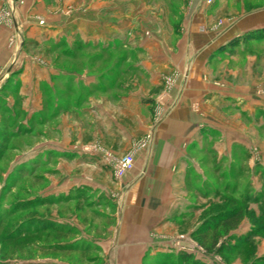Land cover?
<instances>
[{"label": "rangeland", "instance_id": "obj_1", "mask_svg": "<svg viewBox=\"0 0 264 264\" xmlns=\"http://www.w3.org/2000/svg\"><path fill=\"white\" fill-rule=\"evenodd\" d=\"M43 2V10L51 12L54 8L55 17H0V264H116L102 261L95 250H83V243H73L78 237L75 230L35 232L36 226L20 225L27 218L52 220L57 215L59 204H46L43 199L37 208L20 211L22 205L17 203L21 199L33 200L56 177L50 165L42 166L29 176L24 173L22 164L28 159L35 162L36 147L56 136L51 134L56 119L54 113L72 108L79 120L83 118L82 108L88 106L89 101L86 92L91 87L77 84L73 91L59 83L53 88L46 87L48 99L43 116L34 117L27 131L22 122L20 97L23 88L20 77L25 73L26 62L36 67L37 61L44 60L78 79L93 76L116 84L122 81L130 84L132 79L145 81L149 77L148 68L152 74L158 72L153 62L179 61L182 56L179 47L182 51L187 45L200 47L214 41L215 32L228 29L230 24L240 29L248 18L264 17V0ZM53 22L59 27H51ZM199 25L203 26L199 28ZM29 28H35L36 39L23 36ZM195 29L204 34L203 40L196 37ZM58 33L66 34L61 44L62 47L72 46L71 53L49 50ZM248 37L250 42H247ZM228 44L208 57L204 79L214 88L210 97L215 96L220 103L229 105V110L222 115V126L247 127L252 149H248V154L236 150L234 155L239 160L234 167L223 162L215 171L216 162L208 156L202 164L189 165L186 174L189 185L195 188L196 178L208 182L204 185L205 199L201 197V202L224 208L231 199L234 202L228 208L240 207L244 216L236 230L209 231L204 245L198 241L199 245L183 244L182 251L153 257L143 264H185L178 257L179 253L193 255L201 261L199 264H264V167L259 164L264 161V28L231 38ZM189 56L191 63L197 53ZM29 68L27 72H35L32 65L29 64ZM164 76L172 79L177 75L173 70ZM96 95L99 94L94 93L92 97ZM217 95L220 98H216ZM41 121L48 125L45 133ZM209 147L206 143V150ZM233 188L235 198L231 195ZM61 206L68 216L67 207ZM208 215L206 212L205 217ZM214 235L219 237L218 245L208 252ZM223 246L226 249L218 252Z\"/></svg>", "mask_w": 264, "mask_h": 264}, {"label": "crops", "instance_id": "obj_2", "mask_svg": "<svg viewBox=\"0 0 264 264\" xmlns=\"http://www.w3.org/2000/svg\"><path fill=\"white\" fill-rule=\"evenodd\" d=\"M44 8L43 0H0V17H55L54 8L51 12ZM240 27L230 24L215 32L214 41L200 47L187 45L184 51L179 47V61L153 62L158 72L152 74L148 68L145 81L132 79L130 84L93 76L78 79L44 60L37 61L36 67L26 62L20 97L27 131L34 117L43 116L46 87L59 83L71 91L77 84L91 86L83 118L79 120L72 108L54 113L51 134L56 136L36 147L35 162L28 159L22 164L29 176L42 166L53 167L56 177L49 178V187L38 197L46 204H59V211L44 221L75 230L78 237L73 243H83V250H95L102 261L116 264H143L182 251L183 244L199 245L194 233L204 227L212 205L200 201L205 199L208 182L196 178V188L190 186L186 168L206 162L208 156L216 162L215 171L223 162L234 167L239 160L236 150L248 154L253 145L247 127L222 126L229 105L210 97L214 88L204 79L208 57L224 49L231 38L264 28V17L248 18ZM197 29L196 37L203 40L204 34ZM36 34L35 28H29L23 36L33 40ZM65 37H52L55 43L49 50L71 53L72 46L62 47ZM195 53L189 63V55ZM29 64L35 72H27ZM173 70L176 77L164 76ZM94 93L99 95L92 97ZM40 126L47 132V124L41 121ZM206 143L210 144L207 150ZM126 153L133 154L135 167L117 179L115 160ZM259 164L264 167V161ZM61 205L69 210L68 216Z\"/></svg>", "mask_w": 264, "mask_h": 264}, {"label": "trees", "instance_id": "obj_3", "mask_svg": "<svg viewBox=\"0 0 264 264\" xmlns=\"http://www.w3.org/2000/svg\"><path fill=\"white\" fill-rule=\"evenodd\" d=\"M248 42H250V39L248 37ZM33 171V170H32ZM232 196L233 198H235V193L236 190L235 188H233L232 190ZM228 192V190H227ZM247 195V194H246ZM241 196V195H240ZM42 199H40L38 196H36L33 200H20V202H18L17 204L22 205L21 210L20 211H24L30 207L33 208H37L36 206H39V202ZM231 199H229L227 201V205L224 208H221L218 205H213L210 207V209L207 211V214H209L204 222V227L201 228L200 230H197L194 233V236L197 235V240L200 244L204 243L205 241V236L208 234V232H214L219 230L220 232L223 231V233H228V231L230 230H236L237 226L240 224L244 214H243V210L240 207H229V204H231L232 202H234L233 200L230 201ZM255 202V201H254ZM216 207V209H215ZM13 215V214H12ZM21 227L25 226L28 227L30 225L36 226L35 232L37 231H46V230H53L55 232H63V231H70V229H60L55 223L50 222V221H44L42 219H36L34 217L32 218H27L24 219L21 223H20ZM252 227L254 229H256L255 226L252 225ZM215 234V233H214ZM12 234H10L9 236H11ZM218 235V234H217ZM217 235H214L215 237L213 238V241L211 243V245L207 248L208 252L213 251L217 245H218V240L219 237ZM8 236V235H7ZM201 244V245H202ZM204 245V244H203ZM226 249L225 246L221 247L218 252L221 251V249ZM179 258L183 259L185 264H199V260L195 259L193 257V255L189 254V253H179ZM199 262V263H198Z\"/></svg>", "mask_w": 264, "mask_h": 264}, {"label": "built area", "instance_id": "obj_4", "mask_svg": "<svg viewBox=\"0 0 264 264\" xmlns=\"http://www.w3.org/2000/svg\"><path fill=\"white\" fill-rule=\"evenodd\" d=\"M135 158L133 154H124L115 161V175L117 179H122L125 175L133 171Z\"/></svg>", "mask_w": 264, "mask_h": 264}]
</instances>
